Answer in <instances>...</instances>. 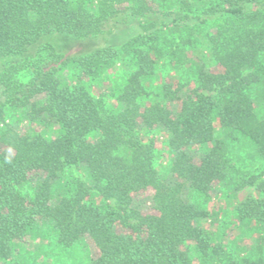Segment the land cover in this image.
Segmentation results:
<instances>
[{
  "label": "trees",
  "instance_id": "16d2710c",
  "mask_svg": "<svg viewBox=\"0 0 264 264\" xmlns=\"http://www.w3.org/2000/svg\"><path fill=\"white\" fill-rule=\"evenodd\" d=\"M116 63L109 102L89 83ZM240 140L251 170L231 163ZM226 181L254 186L234 213L264 239V0H0V264H26L41 221L63 246L90 239L87 264H264L260 244L213 241L189 199Z\"/></svg>",
  "mask_w": 264,
  "mask_h": 264
},
{
  "label": "rangeland",
  "instance_id": "374dc122",
  "mask_svg": "<svg viewBox=\"0 0 264 264\" xmlns=\"http://www.w3.org/2000/svg\"><path fill=\"white\" fill-rule=\"evenodd\" d=\"M131 29L127 26H120L117 33L116 41L124 39ZM168 63L162 67V75L171 81H175L182 74H178L176 69ZM163 69V70H162ZM130 72L127 66L116 63L104 70L98 79L89 83L90 90L94 94H103L104 98L112 102L113 94L117 92L126 74ZM160 76V75H159ZM156 79L151 84L155 83ZM193 86V82H190ZM111 95V96H110ZM25 125V123H23ZM56 127L50 130L51 135H55ZM162 137H158V155L156 156V166L163 170L168 166L170 159L169 152L162 143ZM230 151L234 153V160L239 168L251 170L259 165V160L251 156V146L249 142L240 140L229 146ZM198 152L200 147H195ZM79 172V171H77ZM236 170L231 169V175H236ZM263 177V175H260ZM152 194L151 189H146L143 196L139 198L143 203V208L149 206V197ZM257 194L254 186L246 185L240 189H233L230 182L218 184L209 193L206 202L203 203L202 197L198 194L191 193L189 199L194 200L198 206L211 212V216L201 219V225L212 235L213 241L223 245L227 250H233L238 255H244L250 251H256L258 244L264 246V239L258 234L252 224L245 221L237 220L234 213V207L246 197ZM55 230L46 222L37 223L33 230L19 243L16 250L21 254L26 264H87L90 256L96 253V248L88 238L76 241L70 246H63L57 242ZM194 251V250H193ZM15 253V258L17 257ZM195 255V254H194ZM14 256L13 259L15 260ZM203 264H215L214 261L207 260Z\"/></svg>",
  "mask_w": 264,
  "mask_h": 264
}]
</instances>
